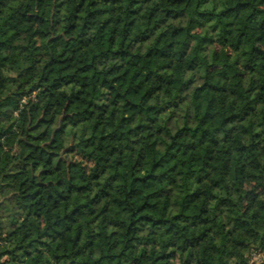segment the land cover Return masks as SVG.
<instances>
[{"label": "trees", "instance_id": "16d2710c", "mask_svg": "<svg viewBox=\"0 0 264 264\" xmlns=\"http://www.w3.org/2000/svg\"><path fill=\"white\" fill-rule=\"evenodd\" d=\"M253 249L264 0H0V264Z\"/></svg>", "mask_w": 264, "mask_h": 264}, {"label": "built area", "instance_id": "2783aa9c", "mask_svg": "<svg viewBox=\"0 0 264 264\" xmlns=\"http://www.w3.org/2000/svg\"><path fill=\"white\" fill-rule=\"evenodd\" d=\"M258 249H253L252 252H251V261H258L262 258H259V252H257Z\"/></svg>", "mask_w": 264, "mask_h": 264}, {"label": "rangeland", "instance_id": "374dc122", "mask_svg": "<svg viewBox=\"0 0 264 264\" xmlns=\"http://www.w3.org/2000/svg\"><path fill=\"white\" fill-rule=\"evenodd\" d=\"M61 48H62V47H58V48H57L58 51H60ZM257 252H259V258H264V250H263V249H258Z\"/></svg>", "mask_w": 264, "mask_h": 264}]
</instances>
